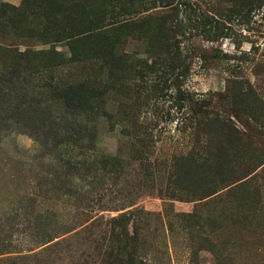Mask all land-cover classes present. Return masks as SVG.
<instances>
[{
    "label": "rangeland",
    "instance_id": "374dc122",
    "mask_svg": "<svg viewBox=\"0 0 264 264\" xmlns=\"http://www.w3.org/2000/svg\"><path fill=\"white\" fill-rule=\"evenodd\" d=\"M0 264H264V0H0Z\"/></svg>",
    "mask_w": 264,
    "mask_h": 264
}]
</instances>
